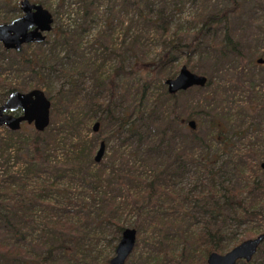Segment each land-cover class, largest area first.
<instances>
[{"label":"trees","instance_id":"obj_1","mask_svg":"<svg viewBox=\"0 0 264 264\" xmlns=\"http://www.w3.org/2000/svg\"><path fill=\"white\" fill-rule=\"evenodd\" d=\"M21 1L0 0V23L19 16ZM54 6L43 43L0 51V104L12 91L48 86L45 75L64 80L55 96L45 90L47 130L0 127V264H109L108 255L97 261L100 242L113 248L128 227L136 230L135 246L145 238L152 244L130 264H149L154 252L163 264H206L240 226L264 227V59L254 60L264 50L253 52L255 39L238 31L253 26L256 41L263 39L264 0L240 15L237 0ZM186 8L192 13L181 17V32ZM182 56L207 82L170 94L164 81ZM111 59L117 64L105 75ZM136 71L144 77L132 82ZM3 73L27 80L5 84ZM88 73L85 91L80 79ZM91 119L97 132L87 126ZM98 140L109 150L100 163L93 160ZM256 252L236 264H264V242Z\"/></svg>","mask_w":264,"mask_h":264},{"label":"water","instance_id":"obj_2","mask_svg":"<svg viewBox=\"0 0 264 264\" xmlns=\"http://www.w3.org/2000/svg\"><path fill=\"white\" fill-rule=\"evenodd\" d=\"M20 8L23 14L14 18L9 23H0V43L7 50L20 52L24 45L43 43L53 29L54 18L49 9L31 0H22ZM257 64H262L263 59L258 58ZM207 77L192 72L182 65L177 75L166 78L164 85L170 94L179 91H187L190 87H202L206 84ZM9 98L0 104V127L6 126L12 131L20 130L27 123L33 125L40 132L47 130L51 123V99L40 88L29 91L15 90ZM188 127L196 128V122L188 121ZM92 129L97 132L99 124L93 123ZM94 154L93 160L100 163L105 152V143L102 140ZM264 170V162L260 163ZM137 240L134 228H125L116 244L113 256L109 258V264H125L129 255L135 249ZM264 240V230L258 235L245 239L229 249L225 253L210 252L207 255L206 264H236L238 261L250 262L257 253L258 247Z\"/></svg>","mask_w":264,"mask_h":264},{"label":"rangeland","instance_id":"obj_3","mask_svg":"<svg viewBox=\"0 0 264 264\" xmlns=\"http://www.w3.org/2000/svg\"><path fill=\"white\" fill-rule=\"evenodd\" d=\"M31 1L43 5L44 7H46L47 9H49L50 11L52 10L53 7H55L54 5L58 2V0H31ZM237 2L239 3L240 6L237 8L238 10L234 14L242 13L244 9L249 12V10H250V8L252 6V0H237ZM224 3H226V2H224ZM228 7H231V3H229V6ZM21 13H22V10L20 12H18L15 16H17V15L20 16ZM191 13H192L191 9L186 8V10L183 13V15L180 16L181 32H185V28H186V25H187V24L186 25L185 24H182L181 17H183L185 19V17H187ZM3 16H6V13L3 12V10H2V14L0 15V17H3ZM60 19H61V22H63V23H69L70 22L69 17H66L65 15L62 16ZM60 19H57L55 25L56 24H60V21H59ZM259 28H261V27H259ZM254 29L255 28L252 26L248 31L247 30H241L240 31L238 29H236V30L239 31V34H242L244 36H250L251 35L252 36V40L255 39V41H253V43L251 44V46L253 48V52H257V51L260 52V51H263L264 50V35H263V39L262 40L256 41V37L254 36L255 34H253V32H255ZM96 31H97V27L96 28H93L91 30L90 34H87L86 36L83 37L84 38V41H83L84 44H86L85 42L87 40H90L91 39L90 37L94 33H96ZM120 36H121V31H119V32L117 31L116 33H114V37L117 38V42L120 41V38H121ZM241 41L245 42V44L247 46L250 43V42H248V38L247 37L242 38ZM3 48H4L3 45L0 43V51ZM84 48L86 49L87 56H89V57H91V58L94 59L95 56H93V53L92 52H88L89 49H87V46H84ZM28 51L30 53H32L33 49H29ZM253 52L250 51V53H253ZM61 55L63 56V52H61ZM254 57H255L254 58L255 61L258 58L264 59V56H262V55H255ZM97 62H99V60ZM132 63L133 62H131V61H128L127 62V65H126V68L127 69L126 70H130L129 69V66L130 65H133ZM116 64H117V61L116 60H112V59L110 61L106 62L105 63V66L103 68V71L105 72V75L106 74L108 75L112 71V68L115 67ZM182 65H185V56L180 57L178 59V61L175 63L176 72H175V75L174 76L177 75V72L179 71V69L181 68ZM186 67H188L191 71L195 72L196 74H203L200 71L192 70L193 68H191L188 65ZM2 75H3V77H5L7 79V83H5V84H11L13 86L14 85H18L19 83H22L23 82V79H26L24 77L22 78L21 76L18 77L17 75L12 74V73L11 74L10 73H3ZM89 75L90 74L88 73V74H86L87 77L84 76L83 78L80 79L83 82V85H84V88H85L84 90L85 91H89V89H90V82H89L90 81V78H89ZM45 76L47 77V79H45V80L48 81L47 82L48 86L47 85L45 87L44 86H41V88L44 91L46 90L47 92H49L51 96H55L57 94V91L61 88V86H63L64 80H62L60 77L58 78L57 76L56 77L49 76V79H48V75H45ZM143 77H144V74L136 71L130 77V79H131L130 81H132V82L133 81H137V79L138 80H141ZM120 84H121V82H120ZM122 84H124V83H122ZM24 91H29V89L28 90L25 89ZM94 122H95V120L94 119H91L90 123L87 126L91 129ZM84 132L87 134L88 137H91V134L92 133L87 132V129ZM97 148H98V143H97V145L94 148L95 149L94 150V154L98 150ZM108 153H109V150L106 149V151H105L102 159L103 158L105 159V155H107ZM186 183H187V181H183L182 184H186ZM125 219L126 220H131L133 218L128 215V216L125 217ZM252 227L248 228L245 225H242V226L239 227V230H237V232L235 230H233V232H236V235L229 240L230 243L227 246L228 249L226 251L222 252V253H225V252L229 251V249L232 248L233 246H235L237 244H240V241L245 240V239H250V237H254V236L258 235L259 233H261L262 229L264 228L263 226H261L260 228H257V226L256 227L255 226H252ZM143 240L144 241H141V242L138 241V245L135 246V249L129 255L128 262H127L128 264L135 263L136 261L138 262L140 260V258H144L145 259V257H143V256L148 255V252H150V250L152 248V244L150 243V240H147V238H145ZM116 244H117V241H115L113 243V248H111V246H107L106 242H100L98 248L100 250H102L103 252H102L101 256L98 258V260H97L98 263L101 262V259L104 257V255H108V258H110L111 256H113ZM177 251H178V249L176 250V252ZM151 257L152 258L150 259V263L149 264H163L162 257L157 252H154L153 255H151ZM253 261H259V258L257 257V255L254 257Z\"/></svg>","mask_w":264,"mask_h":264},{"label":"flooded vegetation","instance_id":"obj_4","mask_svg":"<svg viewBox=\"0 0 264 264\" xmlns=\"http://www.w3.org/2000/svg\"><path fill=\"white\" fill-rule=\"evenodd\" d=\"M22 10V9H21ZM23 14V11H22V13L20 14V15H22ZM18 17H20V16H18ZM17 18V17H16ZM25 46V45H24ZM5 49V48H4ZM264 230V229H263ZM264 242V241H263ZM262 245V244H261ZM259 248V247H258Z\"/></svg>","mask_w":264,"mask_h":264}]
</instances>
